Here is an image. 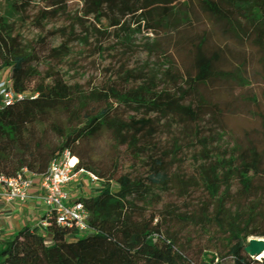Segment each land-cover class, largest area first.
Segmentation results:
<instances>
[{
  "label": "rangeland",
  "instance_id": "1",
  "mask_svg": "<svg viewBox=\"0 0 264 264\" xmlns=\"http://www.w3.org/2000/svg\"><path fill=\"white\" fill-rule=\"evenodd\" d=\"M82 6L0 0V101L12 87L23 103L0 112V159L39 185L70 151L85 173L66 189L90 213L87 232L55 240L40 225L41 202L1 205L0 243L16 237L5 264L251 260L249 241L264 240L257 85L227 91L187 79L173 33L131 19L109 29L83 18Z\"/></svg>",
  "mask_w": 264,
  "mask_h": 264
},
{
  "label": "trees",
  "instance_id": "2",
  "mask_svg": "<svg viewBox=\"0 0 264 264\" xmlns=\"http://www.w3.org/2000/svg\"><path fill=\"white\" fill-rule=\"evenodd\" d=\"M19 1L25 8L34 0ZM41 1L49 9L65 7L72 0ZM80 1L81 16L99 26L105 23L109 29H116L131 19L148 32L173 33L172 54L185 78L227 91L257 85L264 102V0ZM173 55L169 56L170 63L174 62ZM22 104V100H16L0 112L21 110ZM23 169L0 159V173L14 176ZM206 178L215 188L213 170ZM47 231L55 240L79 234L53 221ZM15 238L10 236L0 243V264H5L12 254ZM258 264H264V259Z\"/></svg>",
  "mask_w": 264,
  "mask_h": 264
},
{
  "label": "built area",
  "instance_id": "3",
  "mask_svg": "<svg viewBox=\"0 0 264 264\" xmlns=\"http://www.w3.org/2000/svg\"><path fill=\"white\" fill-rule=\"evenodd\" d=\"M14 90L12 87L2 91L0 111L7 106L14 105ZM77 160L75 163L74 160ZM85 173L79 167L78 159L68 150L54 159L47 170L40 175L39 200L46 207V213L40 225L47 230L53 221L58 226L73 232L83 234L89 227V211L84 202L72 200L66 187ZM93 179H97L92 176ZM35 187L34 175L27 168L14 176L0 173V202L11 205L13 203L26 204L33 199L32 190ZM264 258L241 261L240 264H258ZM236 258H232V262Z\"/></svg>",
  "mask_w": 264,
  "mask_h": 264
},
{
  "label": "water",
  "instance_id": "4",
  "mask_svg": "<svg viewBox=\"0 0 264 264\" xmlns=\"http://www.w3.org/2000/svg\"><path fill=\"white\" fill-rule=\"evenodd\" d=\"M245 252L252 259H257V256L264 258V240L263 239H252L249 241L248 246L245 248Z\"/></svg>",
  "mask_w": 264,
  "mask_h": 264
},
{
  "label": "crops",
  "instance_id": "5",
  "mask_svg": "<svg viewBox=\"0 0 264 264\" xmlns=\"http://www.w3.org/2000/svg\"><path fill=\"white\" fill-rule=\"evenodd\" d=\"M40 193H41V191H40V189H39V185H37L36 182H35V187H34V189L32 190V196H33V200H34L35 202H41V201L39 200ZM41 203H42V202H41ZM1 205H4V204H2V203L0 202V206H1ZM42 205H43V203H42Z\"/></svg>",
  "mask_w": 264,
  "mask_h": 264
},
{
  "label": "bare ground",
  "instance_id": "6",
  "mask_svg": "<svg viewBox=\"0 0 264 264\" xmlns=\"http://www.w3.org/2000/svg\"><path fill=\"white\" fill-rule=\"evenodd\" d=\"M77 160L75 159L73 162L75 163ZM263 255L257 256L256 258H262Z\"/></svg>",
  "mask_w": 264,
  "mask_h": 264
}]
</instances>
